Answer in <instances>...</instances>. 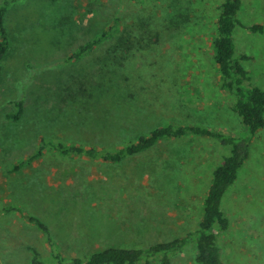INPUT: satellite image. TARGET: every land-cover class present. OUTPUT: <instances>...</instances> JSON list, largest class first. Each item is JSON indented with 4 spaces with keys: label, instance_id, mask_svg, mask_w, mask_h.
<instances>
[{
    "label": "rangeland",
    "instance_id": "374dc122",
    "mask_svg": "<svg viewBox=\"0 0 264 264\" xmlns=\"http://www.w3.org/2000/svg\"><path fill=\"white\" fill-rule=\"evenodd\" d=\"M221 1L0 0L9 3L10 39L0 80V264H32L30 247L55 263L44 232L8 206L47 224L68 259L111 246L147 248L199 227L213 172L228 154L214 139L167 140L120 163L48 149L14 168L41 137L116 149L175 122L238 135L242 122L214 60ZM118 18L115 36L71 59ZM240 19L264 25V0H244ZM235 38L251 58L253 83L264 88V33L240 26ZM103 85L115 97L98 103ZM19 102L24 112L14 119ZM223 208L231 222L220 236L225 263L264 264V128ZM195 254L190 246L172 264H196Z\"/></svg>",
    "mask_w": 264,
    "mask_h": 264
},
{
    "label": "trees",
    "instance_id": "16d2710c",
    "mask_svg": "<svg viewBox=\"0 0 264 264\" xmlns=\"http://www.w3.org/2000/svg\"><path fill=\"white\" fill-rule=\"evenodd\" d=\"M8 4V2H4L0 7V80L3 71L2 63L10 51V39L5 26ZM243 6L244 0H222L217 5L218 16L213 40L214 60L222 89L231 95L233 99L231 110L242 122V129L238 135H230L211 126L175 122L165 123L149 134L140 136L138 140L116 149L101 148L96 145L54 142L41 137L37 152L14 168L15 171L21 170L49 150L64 157L79 156L104 162L120 163L167 140L188 136L214 139L228 149V154L223 156L222 161L213 172L204 198L203 215L199 227L185 236L172 241L159 242L147 248L111 246L93 252L87 259L82 257L68 259L57 248L50 227L40 218L28 214L21 207L8 206L5 208L7 213H19L28 222L35 224L44 232L46 243L55 261L54 264H152L154 260L161 264H172L173 258L190 246H194L196 249V264H226L220 244V236L230 228L231 222L224 211L223 202L227 192L237 182L241 170L249 160L254 140L264 128V88L253 83L251 73L245 66V63L251 58L249 55L239 52L235 38L236 30L240 26L262 34L264 33V25L245 26L240 19ZM116 21L119 24L115 22L114 26L102 31L95 39L81 46L77 52L70 56L71 59L79 60L86 53L93 51L104 41L115 36L119 32L121 19L118 18ZM97 90L96 102L98 103L107 99L112 100L115 97L113 89H110L109 85L99 86ZM17 105L19 112L16 117H13L14 119L21 117L20 115L24 112L23 103L19 102ZM49 145L51 147L47 148ZM29 251L33 253L32 264H52L42 260L36 248L30 247Z\"/></svg>",
    "mask_w": 264,
    "mask_h": 264
}]
</instances>
